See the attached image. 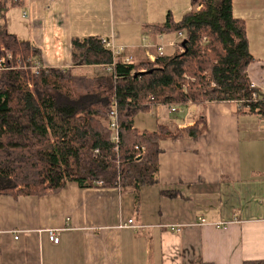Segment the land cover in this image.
I'll return each instance as SVG.
<instances>
[{"label": "crops", "instance_id": "obj_1", "mask_svg": "<svg viewBox=\"0 0 264 264\" xmlns=\"http://www.w3.org/2000/svg\"><path fill=\"white\" fill-rule=\"evenodd\" d=\"M16 1L2 22L37 46L38 62L52 68L73 67L75 37L112 39L125 48L120 58L130 57L131 62L153 61L159 45L164 53H173L177 48L169 41L176 34H161L155 26L169 13L179 20L191 8L190 0H170L167 6L166 0ZM17 7L23 23L9 16ZM234 13L246 20L255 59L247 73L264 95V0H234ZM92 68L77 69L93 73ZM240 104L207 101L175 112L158 104L145 113L153 120L149 127L141 129L135 122L140 130L154 131L164 124L178 131L205 119L198 138L160 142L157 181L142 187L138 207L132 192L76 182L44 196H0V264L264 260V115ZM129 219L138 227L120 226ZM51 229L58 230L59 243L50 239Z\"/></svg>", "mask_w": 264, "mask_h": 264}, {"label": "trees", "instance_id": "obj_2", "mask_svg": "<svg viewBox=\"0 0 264 264\" xmlns=\"http://www.w3.org/2000/svg\"><path fill=\"white\" fill-rule=\"evenodd\" d=\"M190 2L179 20L169 13L155 26L161 34L184 33L181 48L173 53L157 55L154 61H114L102 38L75 37L73 67L40 63L35 71L40 49L2 22L17 1L0 0V196H44L76 182L132 192L138 207L142 187L157 181L160 142L198 138L205 119L199 117L183 130L159 124L150 131L135 127L137 115L158 104L185 106L189 100L237 101L264 115V95L256 90L260 98L250 100L247 70L255 59L246 20L235 15L234 0ZM79 66L93 67V73L79 72ZM115 104L118 143L109 127Z\"/></svg>", "mask_w": 264, "mask_h": 264}, {"label": "built area", "instance_id": "obj_3", "mask_svg": "<svg viewBox=\"0 0 264 264\" xmlns=\"http://www.w3.org/2000/svg\"><path fill=\"white\" fill-rule=\"evenodd\" d=\"M50 1H53V0H50ZM199 9V7H197ZM24 15L26 16V13H24ZM183 37H184V33L183 32H179L177 33V37L176 39L174 40H171L169 41V45L170 46H173V47H178V48H181L180 45H179V42L183 40ZM103 43L105 44V46L111 50L112 52V56H113V60L116 61L118 58L121 57V54L122 52L124 51V47H119V46H116L113 42L112 39H103ZM164 46V45H163ZM163 46L162 45H159V54L158 55H164V50H163ZM7 58L11 59V55L10 53H7L6 55ZM6 57H3L1 59V63H5L6 61ZM156 58L153 59V61L155 60ZM126 62H131V58L130 57H127L125 59ZM115 63V62H114ZM114 63H112V65H114ZM4 66V64H3ZM41 67L40 63L38 64H35L33 65V70L35 71H38V69ZM0 68H3L2 66ZM214 85V84H213ZM251 88L253 89L252 91V95H251V98L250 100L251 101H258V99L260 98L259 97V94H258V90L257 88L255 87V83L251 82ZM257 90V91H256ZM248 101V100H247ZM240 102H245V100L243 101H240ZM194 103L189 100L185 106H191L193 105ZM169 105V109L172 111V112H175V111H179L181 110V107L182 106H179V105H176V104H168ZM109 120H110V129L113 133V140L118 143L120 138H119V124H118V113H117V107H116V104L115 106L113 107V109L111 110V112L109 113ZM138 148V147H137ZM142 152L144 151V148L141 149ZM98 150H96L97 152ZM101 183V182H99ZM202 222H204V219L201 220ZM120 226H132V227H138L137 225L135 226L134 223H133V219H129L127 222L125 223H121ZM49 236H50V239L54 242V243H59L60 241V238H59V232L58 230H54V229H51L49 231ZM19 238V234L17 233L15 235V239H18Z\"/></svg>", "mask_w": 264, "mask_h": 264}, {"label": "rangeland", "instance_id": "obj_4", "mask_svg": "<svg viewBox=\"0 0 264 264\" xmlns=\"http://www.w3.org/2000/svg\"><path fill=\"white\" fill-rule=\"evenodd\" d=\"M171 3H172V1L166 0V4L165 3L164 4L167 6ZM197 7L200 8V6H197ZM21 12L22 11H21L20 7L19 8L18 7L12 8L11 11L9 12V16L16 19L18 21V23H23L22 22L23 20L21 19ZM11 27H13V26H11ZM20 31H21V28L19 29V33H20ZM20 35H22V34H20ZM38 63H40V62H36V64H38ZM79 72L91 74V69H81V70H79ZM137 120H138V122H137ZM135 122L139 123L141 129H144V128L149 127L150 126L149 123L153 122V120L151 118L147 117V115L145 113H141V114L137 115Z\"/></svg>", "mask_w": 264, "mask_h": 264}, {"label": "bare ground", "instance_id": "obj_5", "mask_svg": "<svg viewBox=\"0 0 264 264\" xmlns=\"http://www.w3.org/2000/svg\"><path fill=\"white\" fill-rule=\"evenodd\" d=\"M176 136V135H175ZM174 137V136H173Z\"/></svg>", "mask_w": 264, "mask_h": 264}, {"label": "water", "instance_id": "obj_6", "mask_svg": "<svg viewBox=\"0 0 264 264\" xmlns=\"http://www.w3.org/2000/svg\"><path fill=\"white\" fill-rule=\"evenodd\" d=\"M184 44H185V42H184Z\"/></svg>", "mask_w": 264, "mask_h": 264}]
</instances>
